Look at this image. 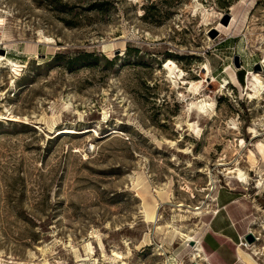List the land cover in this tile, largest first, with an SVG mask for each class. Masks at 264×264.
<instances>
[{
    "label": "rangeland",
    "instance_id": "rangeland-1",
    "mask_svg": "<svg viewBox=\"0 0 264 264\" xmlns=\"http://www.w3.org/2000/svg\"><path fill=\"white\" fill-rule=\"evenodd\" d=\"M0 54V264H264V0H0Z\"/></svg>",
    "mask_w": 264,
    "mask_h": 264
},
{
    "label": "crops",
    "instance_id": "crops-1",
    "mask_svg": "<svg viewBox=\"0 0 264 264\" xmlns=\"http://www.w3.org/2000/svg\"><path fill=\"white\" fill-rule=\"evenodd\" d=\"M226 225L227 223L222 226L221 231L224 229L223 231L228 234V236L232 235V230L229 227H226ZM216 230L209 233L207 237L209 242H205L206 244L203 246L207 253L206 255L209 257H207L208 261L211 264H240V262L244 261V259L241 260L240 258V250L238 251V257L235 258L233 250H231L229 244L225 242V236L222 234L220 235V233Z\"/></svg>",
    "mask_w": 264,
    "mask_h": 264
},
{
    "label": "bare ground",
    "instance_id": "bare-ground-1",
    "mask_svg": "<svg viewBox=\"0 0 264 264\" xmlns=\"http://www.w3.org/2000/svg\"><path fill=\"white\" fill-rule=\"evenodd\" d=\"M0 59H2V60H6L5 58H4V54H0ZM170 68H171V66H170ZM252 76H253V85H254V87H253V90H254V94H255V96H260L261 94H262V92H263V88H264V83H263V81L261 80V77H260V74H255L254 72L251 74ZM251 95H253V94H251ZM198 107V111H199V114H201L202 112H203V110L205 109V107L204 106H197ZM67 132L68 131H71V132H76V131H74V130H72V129H67L66 130ZM258 136H255V138H257ZM260 151L264 154V144H261L260 145ZM252 156H254L253 154H252ZM255 157V156H254ZM253 160V162L255 163H258L257 162V159L256 158H253L252 159ZM257 167V166H256ZM237 173H238V176L243 180V181H246V172H244L241 168H239V167H237ZM248 181V180H247ZM246 181V182H247ZM199 209V208H198ZM197 214H199V213H197ZM155 223V222H154ZM178 234L179 235H181V236H185V237H189L190 238V236H189V234H186V233H184L182 230H178ZM246 245V244H245ZM247 245H249L248 243H247ZM195 251H196V256L195 257H197V258H200V260L199 261H202V260H206V258L203 256V253H202V251H203V249H202V247L199 245V243L196 245V248H195Z\"/></svg>",
    "mask_w": 264,
    "mask_h": 264
},
{
    "label": "water",
    "instance_id": "water-1",
    "mask_svg": "<svg viewBox=\"0 0 264 264\" xmlns=\"http://www.w3.org/2000/svg\"><path fill=\"white\" fill-rule=\"evenodd\" d=\"M246 239H248L250 242H253L255 237L252 233H249L248 235H246Z\"/></svg>",
    "mask_w": 264,
    "mask_h": 264
},
{
    "label": "trees",
    "instance_id": "trees-1",
    "mask_svg": "<svg viewBox=\"0 0 264 264\" xmlns=\"http://www.w3.org/2000/svg\"><path fill=\"white\" fill-rule=\"evenodd\" d=\"M101 10V7L99 8ZM109 62H112V60H109ZM238 79L242 82L243 81V74H238Z\"/></svg>",
    "mask_w": 264,
    "mask_h": 264
},
{
    "label": "built area",
    "instance_id": "built-area-1",
    "mask_svg": "<svg viewBox=\"0 0 264 264\" xmlns=\"http://www.w3.org/2000/svg\"><path fill=\"white\" fill-rule=\"evenodd\" d=\"M244 245V244H243Z\"/></svg>",
    "mask_w": 264,
    "mask_h": 264
}]
</instances>
